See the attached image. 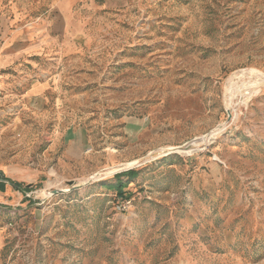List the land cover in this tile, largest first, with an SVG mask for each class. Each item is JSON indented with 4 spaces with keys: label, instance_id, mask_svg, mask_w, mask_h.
Returning <instances> with one entry per match:
<instances>
[{
    "label": "rangeland",
    "instance_id": "obj_1",
    "mask_svg": "<svg viewBox=\"0 0 264 264\" xmlns=\"http://www.w3.org/2000/svg\"><path fill=\"white\" fill-rule=\"evenodd\" d=\"M0 17L48 46L40 96L0 87V172L20 184L0 190L22 193L0 201V264H264V0H0Z\"/></svg>",
    "mask_w": 264,
    "mask_h": 264
},
{
    "label": "crops",
    "instance_id": "obj_2",
    "mask_svg": "<svg viewBox=\"0 0 264 264\" xmlns=\"http://www.w3.org/2000/svg\"><path fill=\"white\" fill-rule=\"evenodd\" d=\"M1 24L0 17V87L4 89L2 99L4 101L26 100L40 96L46 88V83L41 79L42 75L37 71L36 61L31 57L46 52L48 46L42 40L44 33L23 37L13 34L14 32L10 33ZM13 39L17 41L14 42ZM29 39H33V41L29 42ZM17 87L21 89L15 92ZM6 175L9 179L15 177L10 168H7ZM21 194L19 191L16 192L14 189L4 186L0 190V201L11 200L13 204H19L21 200L19 195ZM13 210L15 213V209ZM2 236L3 233L0 232V241Z\"/></svg>",
    "mask_w": 264,
    "mask_h": 264
},
{
    "label": "water",
    "instance_id": "obj_3",
    "mask_svg": "<svg viewBox=\"0 0 264 264\" xmlns=\"http://www.w3.org/2000/svg\"><path fill=\"white\" fill-rule=\"evenodd\" d=\"M227 116H228L227 120H229L231 118V113L229 112V110H227ZM0 182H3L5 184H9L13 188L20 190L19 185L16 184L15 182L11 181L9 178H5L4 174L2 172H0ZM62 191H63L62 189H56V190H50L47 193L49 195H52V194H55L57 192H62ZM23 192H25L26 195L28 194L26 191H23Z\"/></svg>",
    "mask_w": 264,
    "mask_h": 264
},
{
    "label": "trees",
    "instance_id": "obj_4",
    "mask_svg": "<svg viewBox=\"0 0 264 264\" xmlns=\"http://www.w3.org/2000/svg\"><path fill=\"white\" fill-rule=\"evenodd\" d=\"M136 175V171H134L133 169L127 170L125 172H120L118 174H116V178H117V182L114 185L116 188H118L119 190L121 189L122 186H124L127 182L122 183V181L120 180L121 176H128L130 178L134 177ZM18 184V183H16ZM20 187V184H18ZM27 192V191H26Z\"/></svg>",
    "mask_w": 264,
    "mask_h": 264
},
{
    "label": "bare ground",
    "instance_id": "obj_5",
    "mask_svg": "<svg viewBox=\"0 0 264 264\" xmlns=\"http://www.w3.org/2000/svg\"><path fill=\"white\" fill-rule=\"evenodd\" d=\"M254 87V86H253ZM242 92L244 93V94H250L251 92H252V88L250 89L249 87H247V88H244V90H242ZM233 118H235V116H233ZM214 133V132H213ZM213 133H211V134H209L208 136H206V137H202V138H205V139H203V141L204 140H206V141H208L209 140V138H211L214 134ZM199 139V138H198ZM202 141V142H203ZM200 142V141H199ZM50 184V183H49Z\"/></svg>",
    "mask_w": 264,
    "mask_h": 264
},
{
    "label": "built area",
    "instance_id": "obj_6",
    "mask_svg": "<svg viewBox=\"0 0 264 264\" xmlns=\"http://www.w3.org/2000/svg\"><path fill=\"white\" fill-rule=\"evenodd\" d=\"M0 92H1V89H0Z\"/></svg>",
    "mask_w": 264,
    "mask_h": 264
}]
</instances>
